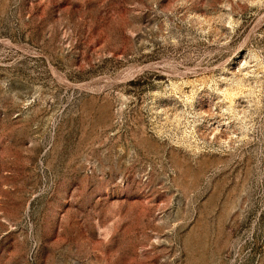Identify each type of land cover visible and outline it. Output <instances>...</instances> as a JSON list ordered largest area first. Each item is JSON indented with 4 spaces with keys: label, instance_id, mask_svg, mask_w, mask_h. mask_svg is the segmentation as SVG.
Masks as SVG:
<instances>
[{
    "label": "rangeland",
    "instance_id": "obj_1",
    "mask_svg": "<svg viewBox=\"0 0 264 264\" xmlns=\"http://www.w3.org/2000/svg\"><path fill=\"white\" fill-rule=\"evenodd\" d=\"M0 264H264V0H0Z\"/></svg>",
    "mask_w": 264,
    "mask_h": 264
}]
</instances>
